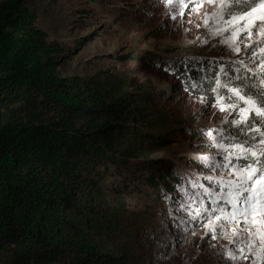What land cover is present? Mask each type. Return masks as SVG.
<instances>
[{
    "label": "rangeland",
    "instance_id": "1",
    "mask_svg": "<svg viewBox=\"0 0 264 264\" xmlns=\"http://www.w3.org/2000/svg\"><path fill=\"white\" fill-rule=\"evenodd\" d=\"M23 2L37 17V27L46 33V45L55 48L50 54L52 71L58 78H89L99 71L116 70L126 78L130 90L141 84L165 92L175 96L178 108L188 111L183 112L187 127L174 131L172 141L158 155L161 170L141 161L119 166L103 155L102 148L96 151L85 142L71 141L57 153V160L76 173L80 182L52 187L49 182L36 181L30 188H39L42 194L36 191L25 194L26 198L40 199L36 201L40 205H61L74 195L86 212L83 219L67 213L77 227V233L68 236L70 240L125 256L130 264H264V251L250 253L241 244V237L234 235L236 225L228 220L231 209L224 204L226 193L221 186L222 180L230 178V170L220 167L226 163L225 153L207 135L212 132L224 146L229 136L243 142L237 128L225 123L234 116L227 108L219 110L225 102L217 100V95H228L224 85L229 80L237 84L238 77H247V83L256 86L250 89L251 94L260 87L259 76L246 71L253 61L252 52L245 54L244 49L245 44L261 39L260 29L244 19L236 21L240 28L235 34L225 30L233 28L232 24L218 27L212 13L219 0H183L182 9L179 0L168 6L165 0ZM253 2L256 0H249ZM205 12L209 27L204 24ZM236 45L241 49L239 54L234 50ZM261 48L264 45L256 49V64L264 56ZM193 70L200 71L202 81L208 75L213 77L210 90L196 81L187 84L185 77ZM128 138L135 148L150 143L147 136ZM170 164L180 180L173 194L163 189L158 192L141 178L151 172L161 175ZM125 187L128 190L123 192ZM193 199L203 203L194 204ZM192 208L207 211L197 215ZM62 212L59 209L54 218L60 219L65 215ZM238 248H243L248 259L241 258ZM233 254L236 259H230Z\"/></svg>",
    "mask_w": 264,
    "mask_h": 264
},
{
    "label": "trees",
    "instance_id": "2",
    "mask_svg": "<svg viewBox=\"0 0 264 264\" xmlns=\"http://www.w3.org/2000/svg\"><path fill=\"white\" fill-rule=\"evenodd\" d=\"M46 40L23 0L0 3V264H130L125 256L70 240L77 227L67 213L83 219L86 212L74 195L61 205H40V199L25 194H42L30 188L36 181L52 187L80 182L57 160L71 141L85 142L96 151L102 148L119 166L141 161L160 169L158 155L174 131L187 127L183 112L188 111L165 92L141 84L130 90L116 70L89 78H58L50 54L55 48ZM185 79L206 90L213 85V77L202 81L198 70ZM130 135L147 136L150 143L135 148ZM172 166L161 175L151 172L141 178L158 192L173 194L180 180ZM59 209L65 215L56 220Z\"/></svg>",
    "mask_w": 264,
    "mask_h": 264
},
{
    "label": "snow or ice",
    "instance_id": "3",
    "mask_svg": "<svg viewBox=\"0 0 264 264\" xmlns=\"http://www.w3.org/2000/svg\"><path fill=\"white\" fill-rule=\"evenodd\" d=\"M171 2L172 0H165L166 6ZM179 7L181 9L184 7L183 0H179ZM180 14L182 15L183 12ZM204 15L206 17L205 27H209L208 13L205 12ZM212 18L213 23L218 22V27L219 25H234L233 28L226 27L225 29L233 34L237 28H240V25L236 23L240 19H244L246 23L252 22L253 27L260 29L261 39L252 45H244L245 54L251 51L250 59L253 61L246 71L259 76L260 87L256 88L255 94H251L250 89L256 86L248 84L247 77H238L237 84L232 85L229 80L224 85L228 90V95L224 97L217 95V100L225 102V106L219 110L225 111L227 108L228 114L234 116L231 121L226 120L225 123H230L237 128L239 135L244 137L243 142L236 137L229 136L228 144L224 146L212 137V132L207 134L215 141L217 148L223 149L225 153L223 159L226 163L220 167L230 170V178L226 182L222 180L221 186L226 193L224 204L231 209L228 213V220L236 225L234 235L241 237V244L250 253H256L257 249L264 251V99L261 98L264 95V56H261L259 64L255 63L256 49L264 45V0H256L251 4L249 0H219V7L212 13ZM256 21L259 23L257 24ZM252 35L253 32L249 30L248 37ZM233 47L239 54L240 47L238 45ZM261 51L264 52V48H261ZM239 63L244 64L242 60ZM257 68L258 72H256ZM217 83L219 84L220 81L218 80ZM208 195L211 193L209 192ZM192 202L194 204L203 203L194 199ZM212 202L217 203L215 200ZM224 210V208L219 209L221 212ZM191 211L197 215H203L207 209L192 208ZM212 235L215 238L214 229ZM238 252L241 258L248 259V256L243 255V248H238ZM236 258V255H230V259Z\"/></svg>",
    "mask_w": 264,
    "mask_h": 264
}]
</instances>
